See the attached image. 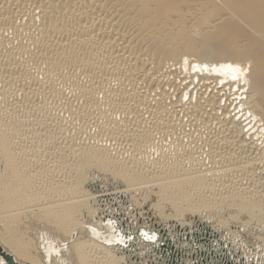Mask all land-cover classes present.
<instances>
[{"label":"bare ground","instance_id":"6f19581e","mask_svg":"<svg viewBox=\"0 0 264 264\" xmlns=\"http://www.w3.org/2000/svg\"><path fill=\"white\" fill-rule=\"evenodd\" d=\"M9 30L16 39L26 32L28 47L1 53L13 42ZM24 56L35 73L23 67ZM52 70L78 99L67 108L78 123H88L93 107L103 117L87 124L80 153L61 159L70 162L59 175L64 183L56 177L59 185L43 195L27 180L41 161L27 166L13 154L15 132L0 116V246L7 253L23 264H264V0H0V73L27 91L24 101L48 95L59 105L62 86ZM111 76L121 86L113 81L118 87L109 93L103 87ZM233 96L247 125L229 110ZM155 134L171 138L157 157L159 150L150 154ZM103 174L126 188L97 191ZM156 186L163 198L146 210L137 191ZM168 202L171 213L161 207ZM230 208L251 222L228 224L219 214Z\"/></svg>","mask_w":264,"mask_h":264},{"label":"rangeland","instance_id":"374dc122","mask_svg":"<svg viewBox=\"0 0 264 264\" xmlns=\"http://www.w3.org/2000/svg\"><path fill=\"white\" fill-rule=\"evenodd\" d=\"M220 11V13H222V12H224V10L222 9H219ZM37 23H39L38 21L35 23L36 25H37ZM182 27H183V25H182ZM185 27V29H187V26H184ZM183 27V28H184ZM23 35H21V36H19L17 39L16 38H14L13 37V32H12V30H9V31H7L6 33H5V36L7 37V38H11V40L13 41L11 44H9V45H5V47H3L2 49H1V53H3V54H6L8 51H9V49L12 47V48H17L18 46H23V45H26L27 44V47H28V45H29V39L27 40V36H28V34H26V32L25 33H22ZM26 37V38H25ZM16 39V40H15ZM21 43V44H20ZM104 53V52H103ZM22 58V60H25L26 61V56H24V57H21ZM165 60V59H164ZM149 61V60H148ZM27 63H24L23 64V67H24V65L26 66V64H28L27 66H28V68H32L31 70H32V73H35L36 72V70H35V68L33 69V67H34V63L32 64V63H28V61H26ZM32 65V66H31ZM26 66V67H27ZM54 74H56V72H54V70H52V74L50 75V78H52V81H54V83H55V85H57V87L58 88H60V86H62L60 89L62 90V95L60 96H58V97H60V100L58 101V103H59V105L61 106H59L57 103H55V101H52V100H50L49 98V96L48 95H46V97H47V99L45 100V95L44 96H39L40 98H37V100H36V98H31V99H33V101L29 98V99H26L27 101L29 100L30 101V103L28 104L27 103V101L25 100L24 101V98H25V93H27V91H25V93L24 92H22V90H21V88H18L19 86L18 85H20V84H18L17 82H15L14 80H11L9 77V79L7 78V74H3L2 75V73H0V77H2L3 76V80H1L0 79V116L2 117L3 116V118L5 119V121H6V123H5V125L6 126H8V128H10V131H13V132H11V134L12 133H14V134H12V136L14 137H11V138H13L12 139V141L14 140L15 141V145H14V141L12 142L13 143V154H18V156H17V158L19 159V160H24V161H22V162H27V166H30V165H28V164H34L33 165V167L34 166H39V162H40V166L39 167H34V168H37V169H35V171L37 172H32V173H30L29 175L28 174H26L27 173V169H26V171L24 172L25 173V175L27 176V180H28V182H30L31 183V185L33 186V188H36V190L35 189H33L32 187V190H34V191H39L40 193L43 191V190H41V189H44V187H45V189H44V192H46V193H49L53 188H55L56 186V184L57 185H59V183H62L63 181H61V175L63 176H65L66 175V170H67V167H66V164H68V163H70V162H68V163H65L64 161H62L64 158L63 157H67V155H68V157H72V156H74V153L73 152H75L76 151V149H75V147L77 148V146L78 145H80V143H81V140L83 139V135L85 134V136L87 135V132L88 131H86V130H89V128H88V126L89 127H91L92 126V124L91 123H93V120L94 121H97V120H99V119H101V117H103V115L101 116V114H99V113H101V112H99L98 113V111H101V110H98V108L97 107H93L92 109L94 110H92V113H91V115L90 116H87V119H88V123H87V120H86V122H85V120L84 121H79V123H78V120L76 121L75 119H74V116H72V114H71V110L70 109H67V108H69V101L68 100H71L72 99V101L74 102L75 101V99H76V95H75V93H71L70 91H69V89L68 88H66L65 87V90H64V86L63 85H61L60 83V81L58 80V78H57V74H56V76L54 75ZM36 76L38 77V79H40V80H42L43 79V74H37L36 73ZM5 79H6V81H5ZM7 79H8V81H7ZM78 79L80 80V82L81 83H86V81H87V79L86 78H84V76H78ZM111 79V80H110ZM110 79H108V77H107V80H106V83L108 84L109 82H112V83H109L108 85H106L105 84V82H104V84H102V85H104L105 87H103L104 89L103 90H107L109 93H110V91L114 88V86H113V84H114V82H115V79H113L112 78V76L110 77ZM85 80V81H84ZM114 81V82H113ZM117 81V80H116ZM14 84H13V83ZM10 83V84H9ZM13 85H12V84ZM120 83V84H119ZM118 83V81L117 82H115V84H118V86H121V82H119ZM7 84V85H6ZM18 84V85H17ZM122 84H124V82L122 83ZM11 85V87H9ZM16 87H15V86ZM112 85V86H111ZM118 86H116L115 85V88L114 89H116V87H118ZM7 87V88H6ZM110 87V88H109ZM9 88V89H8ZM11 88H12V90H11ZM13 88H15V89H13ZM19 90V91H17V90ZM6 90V91H5ZM7 90H9V92L7 91ZM64 90V91H63ZM11 91V92H10ZM23 93L22 95H20V93L21 92ZM67 91V92H66ZM3 92L5 93V94H3ZM12 92H13V94H12ZM19 92V93H18ZM65 93H66V95H65ZM15 94H16V96L17 95H19L20 97H18L17 96V99H16V96H15ZM65 96H64V95ZM73 94H74V96H73ZM88 96H89V99H92L93 98V95H91V94H87ZM22 96H24V98L22 97ZM73 96V97H72ZM4 97V98H3ZM10 97V98H9ZM72 97V98H71ZM96 97V96H95ZM97 97L99 98V100L100 101H103V95L102 94H97ZM20 98V99H19ZM75 98V99H74ZM13 99H15L14 101H13ZM20 100V102H18L19 100ZM49 99V100H48ZM97 99V98H96ZM18 100V101H17ZM21 100H23V101H21ZM42 100H45V101H43L42 102ZM48 100V101H47ZM76 100H78V99H76ZM2 101V102H1ZM5 101V102H4ZM9 101V102H8ZM11 101V102H10ZM12 101L14 102V104L12 103ZM28 101V102H29ZM32 101V102H31ZM35 101H37V102H35ZM41 101V103L42 104H40L39 105V102ZM16 102H18V104H16ZM47 102V103H46ZM23 103V104H22ZM26 103H27V106H26ZM45 103H46V105H45ZM48 103H51V106H49L48 105ZM55 103V105H53ZM9 104V105H8ZM12 104V105H11ZM32 106H31V105ZM37 105V106H35L34 107V105ZM13 106V109H10L11 107H8V106ZM16 107H15V106ZM20 105H21V107H20ZM42 105H43V107H42ZM67 105V106H66ZM24 106V107H23ZM66 106V107H65ZM15 107V108H14ZM28 107H29V109H31V110H29L28 109ZM31 107V108H30ZM33 107H34V110H32L33 109ZM40 109H39V108ZM46 107H48V108H46ZM60 107V108H59ZM63 107H64V109H63ZM103 107L104 108H106V109H111V108H108V106L105 104V105H103ZM36 108V109H35ZM38 108V109H37ZM46 110H45V109ZM15 109V110H14ZM20 109V110H19ZM23 109V110H22ZM43 109V110H42ZM6 110H8V111H6ZM27 110H29V111H27ZM36 110V111H35ZM38 110V111H37ZM42 110V111H41ZM50 110V111H49ZM52 110H55V111H52ZM66 110H68V111H66ZM69 110H70V112H69ZM96 110H97V112H96ZM15 111V112H14ZM18 113H17V112ZM21 111V113H19ZM32 111V112H31ZM33 111L35 112L33 115L31 114V113H33ZM43 112V111H45V112H43V113H45L44 114V117L42 116V114L43 113H41V112ZM47 111H49V112H47ZM2 112H5V114L4 113H2ZM27 112H29V113H27ZM37 112V113H36ZM39 112V113H38ZM54 112V114H52ZM96 112V113H95ZM8 113V114H7ZM12 113V114H11ZM23 113V114H22ZM25 113H26V115H25ZM41 113V114H40ZM56 113V114H55ZM94 113V115H92ZM14 114V115H13ZM16 114H18L16 117H12V115L13 116H15ZM22 114V115H21ZM29 115V117H28V115ZM40 114V115H39ZM49 114V115H48ZM96 114H99V115H96ZM6 115H7V117H6ZM10 115H11V117H10ZM19 115H20V117L21 116H23V118L21 117H19ZM36 115H37V117H36ZM48 115V116H47ZM51 115H52V117H51ZM97 116V118H96V116ZM5 116V117H4ZM9 116V117H8ZM35 117L34 119H33V117ZM94 116V117H93ZM101 116V117H100ZM25 117V118H24ZM26 117L29 119V120H27L26 119ZM39 117V119H40V121H39V119H37ZM40 117H42V118H40ZM47 117V118H46ZM69 117H70V119H69ZM92 117V119H90ZM8 118V119H7ZM10 118V119H9ZM19 119V120H15V119ZM51 118V119H50ZM95 118V119H94ZM99 118V119H98ZM12 119H14L15 121H13ZM22 119H24L23 120V122H22ZM31 119H32V121H31ZM37 119V120H36ZM74 119V120H73ZM21 120V121H20ZM27 120V121H26ZM47 120H49L50 121V123H49V121L47 122ZM51 120L52 121H54L55 123H57L58 124V126L57 125H55V123L53 122H51ZM71 120V121H70ZM91 120V121H90ZM9 121V122H8ZM13 121V122H12ZM17 121V123L20 125V126H17L18 124H12V123H15ZM30 121V122H29ZM34 121V122H33ZM43 121V122H42ZM61 123H60V122ZM69 121V122H68ZM74 122V124H73V122ZM25 122H27V124H25ZM29 122V123H28ZM33 122V123H32ZM35 122H37L35 125H32V124H34ZM39 122V123H38ZM42 122V123H41ZM75 122H77V124H75ZM21 123V124H20ZM31 123V124H30ZM40 123L42 124L40 127H39V125H40ZM44 123H46V125L44 124ZM70 123V124H69ZM10 124H11V126H13L12 128H11V126H10ZM25 124V125H24ZM52 124L53 126H51L50 127V125ZM60 124V125H59ZM64 124V125H63ZM66 124V125H65ZM74 125V127H73V125ZM79 124L81 125L80 127H81V129H82V131L81 130H79ZM85 124H86V126H87V124H89L87 127L85 126ZM22 125H24V126H22ZM47 125H49V126H47ZM62 125L64 126V127H62ZM72 125V126H71ZM76 125V126H75ZM16 126V127H15ZM24 128H22V127ZM38 127V128H36V127ZM44 126V127H43ZM56 126L58 127V128H60V126H61V128L60 129H58V128H56ZM15 127V128H14ZM17 127L19 128V129H17ZM76 127L78 128V130H77V132H76ZM33 128H35L37 131H39V132H36V130H34ZM44 128V129H43ZM50 130V133L48 132L49 130ZM54 128H56V129H54ZM87 128V129H86ZM14 129L15 130H17L18 131V133L16 132V131H14ZM21 129H22V132H21ZM42 129V130H41ZM46 129V130H45ZM53 129V130H52ZM20 130V131H19ZM26 130H33L34 131V133L32 134V132L33 131H28V132H25ZM45 130V131H44ZM51 130H52V132H51ZM55 130V132H57V133H59V131H60V135L59 134H57V133H55V132H53ZM63 130H64V133H63ZM42 131V135L41 136H45V137H41L40 135H38V134H40V132ZM44 131V132H43ZM62 131V132H61ZM79 131H80V133H81V135L79 134ZM49 133V134H47V133ZM23 133H28V134H26V135H24ZM38 133V134H37ZM44 134H46V135H44ZM54 137H52V140L51 141H49L51 138H50V136L51 135ZM22 136V138L20 137V136ZM27 135H28V137H27ZM36 135H37V137L38 136H40V137H36ZM50 135V136H49ZM18 136V137H17ZM31 136V137H30ZM36 138H35V137ZM46 136H47V138H46ZM59 138H62L63 140H61V139H59ZM67 136H69V137H67ZM84 136V137H85ZM17 137V139H15ZM25 138V140H23V141H21L22 139H24ZM30 137V138H29ZM73 137L75 138V137H77V138H75V140L73 139ZM155 137H156V142H155V147L153 148H151L152 149V151H155V150H159V152L158 153H156L155 155H153L154 153L152 152L151 153V155H153V157H157V155H159L160 153H162V152H166L167 153V151H168V145H169V143H170V137L169 138H160L158 135H156L155 134ZM26 138H28L27 140L28 141H30V142H32V143H30V142H27L26 141ZM39 138L41 139V140H39ZM44 138V139H43ZM49 138V139H48ZM82 138V139H81ZM30 139V140H29ZM54 139V140H53ZM70 139H71V141H70ZM17 140V141H16ZM44 140V141H43ZM60 140H61V144H60ZM65 140H66V142H65ZM26 141V142H25ZM34 141H36L35 143L36 144H34L33 142ZM40 141V142H39ZM47 141V142H46ZM53 141H54V143H53ZM59 141V142H58ZM64 141V142H63ZM67 141H69V143H71L70 144V146H69V143L67 142ZM50 142L52 143V144H50ZM55 142H56V144H55ZM75 142V143H77V144H73V143ZM17 143H19V144H17ZM21 143V144H20ZM24 143V144H23ZM46 143V144H45ZM48 143V144H47ZM62 143H63V146H62ZM67 143V144H66ZM184 143H186V142H184ZM27 145V146H26ZM49 145V146H48ZM52 145V146H51ZM66 145V146H65ZM77 145V146H76ZM18 146V147H17ZM26 146V147H25ZM31 146V147H30ZM51 146V147H50ZM58 146V147H57ZM65 146V147H64ZM69 146V147H68ZM19 147H22V149L24 150L25 148H26V151H27V153L25 152V150H24V152H22L23 150L20 148L19 149ZM49 147V148H48ZM60 147H62L63 148V150H65V149H69V150H71V154H70V151L67 149L66 151L67 152H65V151H63L62 150V148H60ZM74 147V149H72ZM15 148V149H14ZM45 150H43V149ZM55 148V149H54ZM46 149H48V150H46ZM54 149V150H53ZM78 149V148H77ZM14 150H16L15 152H14ZM19 150V151H18ZM21 150V151H20ZM33 151L34 150V153H36V154H34L33 152H31V151ZM36 150V151H35ZM55 150H56V152H55ZM72 150H73V152H72ZM148 150H150V149H148ZM29 151V152H28ZM59 151V152H58ZM68 151H69V154H67L68 153ZM17 152V153H16ZM39 152H41V153H43L42 155L40 154H37V153H39ZM45 152V153H44ZM55 152V153H54ZM58 152V153H57ZM61 152H62V154H61ZM65 152V153H64ZM77 152V154H79L78 153V151H76ZM20 153H21V156H20ZM25 154L24 156H23V154ZM60 153V158H58V154ZM64 153V154H63ZM76 154V153H75ZM31 155V156H30ZM44 155V156H43ZM46 155V156H45ZM64 155V156H63ZM70 155H72V156H70ZM26 156V157H25ZM33 156V157H32ZM38 156V157H37ZM42 158H41V157ZM23 157V159H21ZM36 157V158H35ZM45 157V158H44ZM50 157H53V158H50ZM24 158H27V159H29V160H27V159H24ZM32 158H34V159H37L36 161L38 162V163H36L35 162V160L33 159L32 160ZM44 158V159H43ZM46 158H48L47 159V161H46ZM49 159L52 161H50V162H48L49 161ZM54 161H53V160ZM62 159V160H61ZM67 159V158H66ZM27 160V161H26ZM56 160L57 161H59V160H61V161H59V162H57L56 163ZM44 161V162H43ZM47 163H46V162ZM65 164H64V163ZM42 163H43V165H42ZM54 163H55V165H57V166H55L54 165ZM38 164V165H37ZM45 164L47 165V166H45ZM63 164V166H60V165H62ZM48 165H50V167L48 166ZM52 165V166H51ZM49 167V169L50 170H48V169H46V168H48ZM64 169H63V168ZM38 168H40V170L38 169ZM52 168V169H51ZM59 168V169H58ZM63 170H62V169ZM58 169V170H57ZM60 169H61V171H60ZM54 170V171H53ZM39 171V172H38ZM59 171V172H58ZM51 172V173H50ZM53 172V173H52ZM63 174H62V173ZM50 173V174H49ZM65 173V174H64ZM52 174V175H51ZM59 175H60V177H59ZM105 174H103L102 176L101 175H99V177L98 178H100V179H98L99 180V182H98V184H95L93 187L95 188V189H97V191H99V190H105V189H111V188H113V186H116L118 189H124V188H126V186H127V183H125L124 182V180L123 179H121L120 177H117L116 175H105ZM54 177V180L56 181H58V179H59V183L56 181V183H55V181L53 180V177ZM63 176V177H64ZM116 176V177H115ZM161 176H163V175H161ZM52 177V178H51ZM58 179H57V178ZM110 177H112V178H114V179H116L117 181H113L112 180V178H110ZM158 178L160 177V176H157ZM237 177V176H236ZM89 180V183L91 184V180H90V178L88 179ZM234 180V179H233ZM101 181H102V183H101ZM54 183V185H53V183ZM167 182V181H166ZM169 182V181H168ZM64 183V182H63ZM178 183H180V182H178ZM115 184V185H114ZM49 185V186H48ZM92 185V184H91ZM111 188H110V187ZM106 187V188H105ZM94 190V189H93ZM96 191V192H97ZM44 192H42V194L43 195H45L44 194ZM138 193H137V195H136V198L138 199V200H140V201H144V204H145V209L147 210V208L146 207H152L153 205H156L157 204V202H159V200H160V198L162 199L163 198V195L159 192V189H158V187L156 186V187H149V189L148 188H142V189H139L138 191H137ZM150 192V193H149ZM155 193V194H154ZM38 195H40V194H38ZM148 196V197H147ZM147 197V198H146ZM144 198V199H143ZM143 199V200H142ZM177 199H175L174 201H173V203H171V204H176V205H179L180 203H181V199L180 200H177ZM227 200V199H226ZM225 200V201H226ZM230 200H233V199H230ZM234 201V200H233ZM233 201H232V204L233 205H235V204H237V203H233ZM169 202L168 203H166V204H163V205H161V207H163V209L162 210H164V211H166V213H171V211L173 210V205H171ZM154 208V207H153ZM238 208V207H237ZM236 211V212H235ZM229 212V213H228ZM165 213V212H164ZM189 214V213H188ZM191 214H189V215H187L188 217L190 216ZM220 215V217H222V219L224 220V221H226L228 224L230 223V224H234V225H236V226H241L242 224H243V222H251V218H250V216L248 215V214H245V212H242V213H239V211L237 210V209H235V208H230V209H228V210H224V213H221V214H219ZM229 217H232V218H229ZM234 217V218H233ZM237 217V218H236ZM229 218V219H228ZM234 219V220H233ZM248 236V239H249V241H251V242H259V239H258V237L257 238H255V237H252V236H250L249 234L247 235ZM63 241V240H62Z\"/></svg>","mask_w":264,"mask_h":264},{"label":"built area","instance_id":"2783aa9c","mask_svg":"<svg viewBox=\"0 0 264 264\" xmlns=\"http://www.w3.org/2000/svg\"><path fill=\"white\" fill-rule=\"evenodd\" d=\"M177 69L179 70V67H177ZM198 82V80L196 79V81H195V84ZM235 87V86H234ZM236 88V87H235ZM235 88L233 89L234 91V93H235ZM240 95V94H239ZM188 95H185V98H184V102L185 101H187L188 100ZM232 98H234V99H236V100H234V103H233V105L230 107V111H231V114H232V116L234 115V114H236L237 116H236V119H241L242 120V122L241 123H243L244 125H247L248 123H249V119L250 118H248V116L247 115H244V111H243V107L242 106H238L237 104L239 103V100H240V98L238 97V96H233ZM221 104L222 105H224L225 104V101H224V99L222 100V102H221ZM241 117V118H240ZM246 130V129H245ZM152 152H154V151H152V149H151V153ZM150 153V154H151Z\"/></svg>","mask_w":264,"mask_h":264},{"label":"water","instance_id":"95a60500","mask_svg":"<svg viewBox=\"0 0 264 264\" xmlns=\"http://www.w3.org/2000/svg\"><path fill=\"white\" fill-rule=\"evenodd\" d=\"M0 259L4 264H23L18 262L11 254L7 253L2 246H0Z\"/></svg>","mask_w":264,"mask_h":264}]
</instances>
